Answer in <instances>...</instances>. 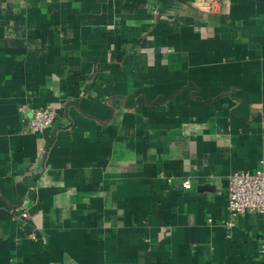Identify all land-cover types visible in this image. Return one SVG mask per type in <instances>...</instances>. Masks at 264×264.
<instances>
[{
    "label": "crops",
    "instance_id": "obj_1",
    "mask_svg": "<svg viewBox=\"0 0 264 264\" xmlns=\"http://www.w3.org/2000/svg\"><path fill=\"white\" fill-rule=\"evenodd\" d=\"M262 159L264 0H0V264H264Z\"/></svg>",
    "mask_w": 264,
    "mask_h": 264
},
{
    "label": "built area",
    "instance_id": "obj_2",
    "mask_svg": "<svg viewBox=\"0 0 264 264\" xmlns=\"http://www.w3.org/2000/svg\"><path fill=\"white\" fill-rule=\"evenodd\" d=\"M196 4L205 12L219 14L225 11L230 0H196ZM20 113L26 117L27 109L20 108ZM58 119L59 113L54 107L36 108L27 118L26 132L32 135H41L52 128ZM40 150L46 153L44 147H41ZM168 181L171 182L172 178H168ZM183 187L187 190L191 189V182L185 180ZM227 211L229 221L226 226L229 230L233 229L238 219L246 213L264 216V159L260 160L254 172H235L230 176L227 190Z\"/></svg>",
    "mask_w": 264,
    "mask_h": 264
}]
</instances>
